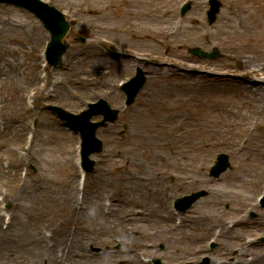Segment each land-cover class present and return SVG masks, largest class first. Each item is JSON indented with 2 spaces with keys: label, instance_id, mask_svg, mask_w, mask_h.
I'll list each match as a JSON object with an SVG mask.
<instances>
[{
  "label": "rangeland",
  "instance_id": "obj_1",
  "mask_svg": "<svg viewBox=\"0 0 264 264\" xmlns=\"http://www.w3.org/2000/svg\"><path fill=\"white\" fill-rule=\"evenodd\" d=\"M43 1L54 5L70 21L67 41L72 43L77 36L86 40L72 43L60 66L47 64L46 67L56 82L70 90V94L65 91L64 94L45 93L39 99L34 98V112L52 124L53 132L49 135L42 133L41 140L36 142L35 139L33 145H30V132L17 139L0 136V143L4 144L0 151L2 163L25 159L19 167H10L9 172L0 176V194L5 195L2 207L11 214L15 212L11 211L15 206L14 189L36 180L47 181L50 185L72 178L73 184L79 182V135L48 110V105H58L78 113L88 102L103 97L120 111L117 121L97 131V137L103 141V149L91 155L95 164L87 172L89 179L103 164L109 163L107 150L120 147L114 141L123 134L129 121L138 119L136 115L142 110H154L145 103L149 85L153 83L150 66L162 63L167 67H179V72L185 70L186 76L213 88L211 93L206 91L202 101L209 100L204 106L199 105L202 102L199 101L200 96H195L199 103L197 101L184 110L209 121L212 129L223 132L222 137L216 149H211L205 142L203 152L194 161L172 159L168 164L151 158L141 161V150L135 153L144 170L157 172L165 185L172 186L173 191L176 189L172 201L205 190L203 197L180 214L190 212L199 218L208 217L206 221L199 222L198 229L192 231L188 226L181 227L174 234L160 232L163 230L161 227L146 226L139 221L108 224L103 235L94 237L93 244L85 245L87 251L98 253L91 264H135L134 260L139 264H151L144 259H159L160 264H201L204 258L207 264L212 260L232 264L242 260L248 262L264 254V242L260 240L264 235V209L256 205L264 190V149L258 154L251 151L263 132L264 116L260 113L250 117V103L238 110L236 105L245 98L235 95L231 89L233 79L239 81L252 62H256L253 60L254 52H258L257 60L264 59V0H220L222 7L212 24L206 23L207 0H189L191 9L183 17H180L179 9L186 0ZM29 22L37 27V34L27 27ZM201 35L208 37L203 39ZM49 37L42 22L32 12L11 4H0V44L3 46L0 64L8 72L6 65L9 62L16 60L18 67L17 72H9L8 78L0 76V115L14 108L13 104H17L16 112L20 115L25 111V96L39 88L37 77L42 73L40 64L45 63L42 52ZM103 43L112 52L104 51ZM180 43L183 46L177 49ZM193 46L204 51L217 48L221 57L197 59L187 51ZM80 50L89 51L86 58L91 62L84 66H76L79 59L76 54ZM116 61L125 62L118 71L111 66ZM89 66L94 69V74L88 79H99L94 82L81 76L87 82L79 86L70 74ZM137 67L146 73L147 81L135 102L126 107L119 85L128 80ZM207 70L216 71V77L199 80ZM256 75L264 80L261 73ZM212 102L216 104L214 110L209 109ZM29 124L32 127L33 123ZM28 145L32 146L30 153L26 157L21 156L19 151L23 153ZM218 153L228 155L230 167L213 178L209 175V168ZM122 164L119 161L107 165L112 171ZM188 176L199 180V183L189 188L180 186L179 181ZM21 203L22 211L26 212L30 203L26 200ZM19 215V219L25 220L21 213ZM27 229L32 231L29 226ZM186 232L193 234V238L182 240L180 237ZM212 238H216V243L211 249L207 241ZM241 246L246 249L239 251ZM21 259L18 257L14 264H19Z\"/></svg>",
  "mask_w": 264,
  "mask_h": 264
},
{
  "label": "bare ground",
  "instance_id": "obj_2",
  "mask_svg": "<svg viewBox=\"0 0 264 264\" xmlns=\"http://www.w3.org/2000/svg\"><path fill=\"white\" fill-rule=\"evenodd\" d=\"M27 27L31 28L33 34L38 33L34 23L29 22ZM207 37V35H201L203 39ZM44 38L43 36V40ZM182 46L183 43H180L176 48ZM2 51L3 46L0 44V52ZM88 54L87 50L78 51L76 55L79 59L76 61V66H84L91 62L86 58ZM257 57L258 52H254L253 60L256 62H252V66L244 77L239 81L233 79L234 83L231 84L235 95L245 98H241L236 108L240 110L246 103H250L248 114L250 117L252 114L255 116L260 113L264 116V80L256 77V74L264 75V59L257 60ZM124 63L116 61L111 66L118 71L123 68ZM15 64L16 60L6 65L9 72H17L18 67ZM89 67H80L81 69H76L70 74L71 77L76 78L75 82L79 86H84L86 80L99 79H88L94 74V69ZM150 69L153 83L149 85L145 103L154 110L139 112L136 115L138 119L130 120L123 134L115 139L114 142L120 147L115 146L107 150L109 157L107 164L121 161L122 166L115 167L111 171L107 164H103L89 179L84 176L82 188L73 184L72 178L51 185L47 181L36 180L14 189L15 206L11 211L15 212L12 214L9 212L8 218L4 221L3 210H0V262L2 264H14L18 257L22 258L21 262L18 260L19 264H41L42 262L91 264L93 263L91 261L97 259L98 253L87 251L85 245L89 242L93 244L94 237L96 239L103 235L108 224L139 221L146 226L161 227L163 230L160 232L174 234L181 227L186 226L194 231L198 229L200 221H206L208 216L199 218V215L190 214V212L180 214L175 211L171 203L176 195V189L173 191L172 186L165 185L157 172L144 170L135 152L141 150V161L151 158L168 164L172 159L196 160L203 152L205 142L209 143L211 149H216L223 132L212 129L209 121L203 117L191 115L184 110L198 101L195 96H200L201 102L206 91L211 93L213 88L186 76L185 70L179 72V67H167L158 63V65H151ZM9 72L0 64V76L5 75L8 78ZM216 75V71L207 70L205 73L207 77L199 76V80L216 77ZM81 76L86 77V80ZM38 78L42 85L35 92L34 98L39 99L45 93L64 94L65 91L70 94V90L56 82L51 74L45 73L43 77ZM208 100L201 103L198 101V103L204 106ZM211 104L209 109L214 110L216 104L214 102ZM13 105L14 108L0 115V136L17 139L30 131V145H33L35 139L36 142L41 140L42 133L49 135L53 132L52 124L46 118L37 115L31 109H26L20 115L16 112L17 104ZM31 121L34 123L33 128L29 125ZM257 138V143L251 147L254 154L264 149V129ZM114 142H112L113 145H115ZM29 146L26 156L32 148ZM3 148L4 144L0 143V151ZM24 160H10L9 165L4 168L0 158V176L3 177L9 172L10 167L16 169ZM197 183L199 180L188 176L180 180L178 184L189 188ZM22 200L30 203L26 212L22 211ZM106 200L108 202L104 204ZM19 213L26 221L19 219ZM55 217L58 218L55 219ZM31 222L37 225L34 227ZM28 226L32 231L27 229ZM48 229L50 232L47 231ZM45 232H49V235ZM192 235L186 232L180 238L187 241L193 238ZM242 249L246 248L242 246L238 248L239 251ZM133 263L139 264L135 260ZM209 264L231 263L212 260ZM232 264H264V254L257 255L250 262L242 260Z\"/></svg>",
  "mask_w": 264,
  "mask_h": 264
},
{
  "label": "water",
  "instance_id": "obj_3",
  "mask_svg": "<svg viewBox=\"0 0 264 264\" xmlns=\"http://www.w3.org/2000/svg\"><path fill=\"white\" fill-rule=\"evenodd\" d=\"M13 1L18 4H22V6L33 10L44 23V26L50 31L51 33V43L49 45V61L52 64H57L60 59V55L65 52L67 48V44L62 42L63 37L68 31L69 25L65 20V17L62 13L57 11L54 7L47 6L44 3H41L37 0H27V4H23L19 1L15 0H7ZM211 9L208 12L209 20L212 21L215 17V13L218 10L219 4L216 0H210ZM187 7L185 6V11ZM191 53L201 57V56H209L213 57L215 54H206L199 51L198 48H192L189 50ZM144 78L141 74L138 77L132 79L129 83L124 86L127 94L130 95L128 103L132 102L133 97L137 90L142 86L144 82ZM102 102V103H101ZM54 110L59 111L60 109L57 107H52ZM102 114L104 116V120L113 121L116 118L117 112L115 110H111L108 105L104 101H100L95 106H92L91 109L84 112L76 119V121L71 122V124L80 131L82 138H83V160L85 168L89 169L92 166V162H89L87 159L88 155L93 152H98L101 149V141L95 138V131L96 129L104 125V121L99 123L90 124L89 118L95 114ZM62 115V114H61ZM63 116V115H62ZM226 157L220 156L218 160L220 163L217 164L216 167L211 171L212 174L217 175L221 170L225 169L227 163L225 162ZM219 166V170L216 171V168ZM203 192H197L189 196H185V198L178 199L179 208L185 209L187 208L192 202H194L200 195H203Z\"/></svg>",
  "mask_w": 264,
  "mask_h": 264
}]
</instances>
